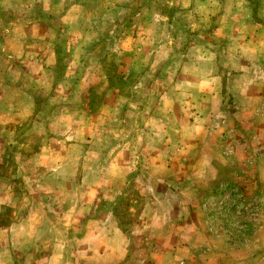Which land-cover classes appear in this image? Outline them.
<instances>
[{
  "label": "rangeland",
  "instance_id": "rangeland-1",
  "mask_svg": "<svg viewBox=\"0 0 264 264\" xmlns=\"http://www.w3.org/2000/svg\"><path fill=\"white\" fill-rule=\"evenodd\" d=\"M0 264H264V0H0Z\"/></svg>",
  "mask_w": 264,
  "mask_h": 264
}]
</instances>
